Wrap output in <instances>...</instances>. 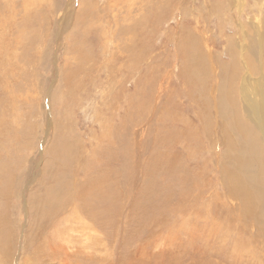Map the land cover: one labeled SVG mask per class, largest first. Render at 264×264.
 Here are the masks:
<instances>
[{"label":"rangeland","instance_id":"rangeland-1","mask_svg":"<svg viewBox=\"0 0 264 264\" xmlns=\"http://www.w3.org/2000/svg\"><path fill=\"white\" fill-rule=\"evenodd\" d=\"M254 20L264 0H0V264H264V139L226 50Z\"/></svg>","mask_w":264,"mask_h":264},{"label":"bare ground","instance_id":"bare-ground-1","mask_svg":"<svg viewBox=\"0 0 264 264\" xmlns=\"http://www.w3.org/2000/svg\"><path fill=\"white\" fill-rule=\"evenodd\" d=\"M206 1V0H205ZM211 1V0H210ZM244 1V0H243ZM243 2H241L242 4ZM233 4V3H232ZM213 5V4H212ZM221 4H216V6H209L206 10L207 13H211L210 15L216 13L217 11H220L221 9H223V5ZM231 5V4H230ZM235 6V5H233ZM242 6V5H241ZM73 7V4L70 3L68 6H67V11H66V16L67 14H69L71 12V9ZM237 7V5L235 6ZM240 8V7H239ZM230 9V8H228ZM244 12V11H243ZM64 18V17H63ZM257 19V18H256ZM259 20H260V17H259ZM256 20L252 21V23H250L252 26H251V30L248 29L247 25H240L241 27V31H242V39H235V38H232V39H229V42L228 44L226 45V50L227 52L230 54V57H231V65H232V62H233V65H234V68L237 67L239 63H242V64H239V65H243L245 69L244 72H246V75H245V78H244V81H243V84L241 83V86L239 87V92H240V95H241V99H242V108H243V111L244 113L246 114V116L248 117L247 119L249 121H251L253 123V125H255L260 133L262 134L263 136V139H264V27H260L259 24L261 22L257 21L258 23L255 22ZM249 24V25H250ZM252 33L253 34V37L251 39H249L247 36L249 35V33ZM240 37V36H239ZM182 38L183 40H188V37L186 35H182ZM198 39V38H197ZM198 43H199V47H198V52H199V57L206 61L211 67H212V71L216 72L215 69L217 67V61L219 58L218 56L220 55H216L212 49L209 48V46L207 44H204V43H200L199 40H196ZM257 48V49H256ZM239 51V52H238ZM238 52V53H237ZM250 55H255L256 57H258V62H260V67L258 69V76L255 77L252 73H253V67H255L253 65V59L251 58L250 59ZM217 60V61H216ZM252 61V64H249V61ZM239 61V62H238ZM221 62V61H220ZM230 62V61H228ZM226 63V65L228 66L229 63ZM237 62V63H236ZM231 67V66H230ZM218 68V67H217ZM224 68V67H223ZM233 69V68H232ZM237 69V68H235ZM231 70V69H230ZM239 70V69H238ZM224 71V70H223ZM235 71V70H234ZM233 71V72H234ZM242 72V71H241ZM243 72V73H244ZM241 74V73H240ZM239 74V75H240ZM232 75V74H231ZM256 75V73H255ZM219 76V75H218ZM223 76V75H222ZM221 76V77H222ZM225 76V75H224ZM242 76V75H241ZM243 77V76H242ZM222 80V79H221ZM237 80V79H236ZM231 82V81H230ZM224 83V82H223ZM203 84V83H202ZM227 84V83H225ZM224 84V85H225ZM232 85V84H231ZM229 84V88L233 89V86H231ZM235 87V86H234ZM201 88V87H200ZM204 89V88H203ZM218 90V89H217ZM220 91V90H219ZM214 95V94H213ZM222 95V94H221ZM228 95V94H227ZM220 96V95H218ZM216 96V97H218ZM225 99V98H224ZM214 101V100H213ZM229 101V100H228ZM216 102V100H215ZM221 102V101H220ZM233 102V101H232ZM222 103V102H221ZM236 103V102H234ZM220 105V104H219ZM215 106V105H214ZM213 107V106H212ZM224 107V106H223ZM237 107V106H236ZM237 113V112H236ZM230 116V115H229ZM235 117V116H234ZM239 117V116H238ZM246 118V117H245ZM247 120V122H248ZM243 122V121H242ZM246 122V123H247ZM250 122V123H251ZM239 126V125H238ZM248 126V125H246ZM244 127V126H243ZM250 128V127H249ZM252 128V127H251ZM237 129V128H236ZM245 129H247L245 127ZM251 130V129H250ZM249 130V131H250ZM241 131V130H240ZM254 131V130H253ZM255 133V132H254ZM243 134V133H242ZM251 136V135H250ZM251 138V137H250ZM248 139V138H247ZM252 139V138H251ZM230 144V143H229ZM231 145V144H230ZM243 147V146H241ZM245 147V146H244ZM243 147V149H244ZM252 148V147H250ZM242 150V149H241ZM246 151V150H245ZM238 152V151H237ZM251 152V151H250ZM249 152V153H250ZM239 154V153H238ZM242 155V154H241ZM260 155V153H259ZM258 155V156H259ZM242 157V156H241ZM255 157V156H253ZM244 158V157H243ZM237 160V159H236ZM257 160V159H256ZM241 162V161H240ZM244 162V161H243ZM242 163V162H241ZM233 171V170H232ZM231 172V171H230ZM261 176V175H260ZM254 177V176H253ZM251 179V177H250ZM264 179V178H262ZM229 180V179H228ZM241 180V179H240ZM231 181V180H230ZM237 182V181H236ZM227 183V182H226ZM229 183V182H228ZM240 184V183H239ZM229 187V186H228ZM263 187V186H261ZM236 186L235 187H230V190L229 191H232L233 194H235L238 190H235ZM262 189V188H261ZM251 191H252V188H251ZM259 191V190H258ZM261 191V190H260ZM253 192V191H252ZM240 195L242 197V201H243V206L241 207L242 208V214L245 215L248 214V211L249 209H247V203L251 201H254V198L252 196V193L248 190H246V192L244 194H241V191H240ZM247 197H246V196ZM240 196V197H241ZM238 197V196H237ZM261 201V199H260ZM252 204V203H251ZM250 204V205H251ZM257 204V203H256ZM259 208V207H258ZM256 211V210H255ZM252 214V213H250ZM259 215V214H258ZM242 216V215H241ZM257 216V215H256ZM260 216V215H259ZM246 217V216H244ZM252 217V215H251ZM5 227V226H4ZM198 227V226H197ZM204 227V226H203ZM2 235V234H1ZM2 237V236H1ZM58 241V244L59 246L58 247H62L65 245L61 242L60 239H57ZM79 243H82V241H78ZM73 243V242H72ZM71 241H69V249H76V248H79V247H74L73 244H76L73 243L72 244ZM78 244V243H77ZM52 245V243H51ZM50 245V246H51ZM81 245L83 246H87L89 244H85V243H82ZM57 247V248H58ZM52 250L55 251L56 250V247H54L52 245ZM73 250V249H72ZM80 251L84 252V250H81ZM89 259V258H88ZM28 260V258L26 259ZM27 264H29L27 262Z\"/></svg>","mask_w":264,"mask_h":264}]
</instances>
